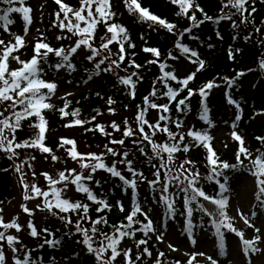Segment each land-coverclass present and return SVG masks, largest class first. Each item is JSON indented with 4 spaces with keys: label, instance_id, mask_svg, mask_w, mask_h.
Returning a JSON list of instances; mask_svg holds the SVG:
<instances>
[{
    "label": "trees",
    "instance_id": "1",
    "mask_svg": "<svg viewBox=\"0 0 264 264\" xmlns=\"http://www.w3.org/2000/svg\"><path fill=\"white\" fill-rule=\"evenodd\" d=\"M167 1L168 2H166V0H141V4L143 8L148 9L152 14L176 24L177 27L173 30V33L175 34L168 32L167 29L159 24L152 22L149 23V21L142 20L139 13H130L124 0H112V11L116 13V16L113 21H110V23L114 22L126 27L130 42L134 44L135 47H128V42H125L124 62L120 65L119 69L105 72L106 76L103 78V81L100 83L96 91L83 93L73 99L66 100L60 104H55L53 109H48V112L45 115L47 121V139L45 146L50 147L53 150L52 154L59 157V160L54 161L52 159V154L43 153L41 149L36 148L18 149V159H9L8 154L0 152V208L5 211V205L13 198L16 189L15 181L17 179L20 180L21 173L16 171V165H22V172L24 173H27L24 169L25 167L30 168L28 163H23V160H28L32 166L37 163V167L33 168L38 169V171L43 170L46 164L51 165L54 170L60 168L63 169L65 166L78 160L71 158L66 150L71 149V145H69V147H61L62 141L58 136L64 135L66 130L76 131L74 137L67 136L66 134L64 137L67 139H75L78 143L80 152L81 148L83 149L86 147L89 154H103L105 157V163L109 166L119 161L122 158L123 153L127 151L129 153L128 159L133 161V165H136L135 167H137L138 172L143 173L144 179L141 180L137 177V182L139 184H147L151 176L159 167L160 161L158 159H149L153 154L151 146L148 145L147 141L143 144L134 143V141H139L141 139L138 132L137 135L132 137H125L123 135L126 128L125 121H127L130 126L133 125L134 120H136L138 115V111L145 106V97H149L150 100L157 104L170 105V111L168 113H164L161 109L149 108L146 113V119L149 123L155 124L159 122L162 128L167 126L169 130L174 133H183L185 135L184 144L193 145L187 153L179 151L174 154V164L172 165L173 173L177 171L179 164L183 163L185 160H191L195 165L193 171H199L200 173V182L197 186L202 188L210 196L215 197L219 192L215 180L208 179V177L212 175V168L209 162L210 153L203 144L197 145L191 137H188V131L198 130L206 132L211 138L209 143L217 153L219 160L221 162H227L233 166L225 171V175L229 178L228 183L236 175L241 174L243 172L242 167L249 165L250 162L241 155L240 160H243V165L241 166L237 159V145L233 142H227L226 139L222 142V147L219 149L215 148V134L218 133L220 129H225L226 131L231 129L237 130V133L248 142L246 147L252 153V158L253 156L258 155L259 152H264V142L257 139L258 137H264V68L261 67V62L264 61V0H249V4L246 5L248 13H245L244 15L247 16L249 21L254 20V24L240 23L241 16L235 15L232 21H205L198 28L193 27L192 25V32L184 34L180 42L186 46H194L195 43H193L192 38L195 37L198 43L205 47L203 52H206L209 45L215 47L216 51H211L208 55L209 58H212L213 60L212 64L209 66L204 65V68L196 74L193 82L189 83L188 87L195 90L197 95L191 97V100L188 101L189 108L182 112L176 110L177 104L175 101L170 102L168 98L163 95L167 89L163 87V81L160 80L162 73L159 68V63L167 61L170 67L165 69V71L174 70V75H176V77L179 76L176 71L177 63L182 59L184 60L185 55H180L179 50L175 48L177 34L182 32L185 28H188L190 23L187 17L177 15V12L180 11L178 5L172 4L171 0ZM63 2L72 6L74 9H79V7H81V0H64ZM195 2L203 9V13L213 17L214 20L221 16V14L230 11L235 12V9L223 8V4L226 3L227 0H195ZM14 6L19 7L18 4ZM252 8L255 9L254 13L252 12ZM93 11H95V6H93ZM192 11H195V9L193 8L190 10L189 15H191ZM57 12H61L59 5L53 1L45 0L43 5L44 30L34 33V38L26 42L22 49L17 52V55L20 56L21 59L24 61H30V59L33 58L35 55L34 48L38 42V38L43 37V42H47L57 49L64 47L66 50L70 46L75 45L80 39L78 35L74 36L72 33L68 32L66 28L63 31L61 30L56 18ZM203 13L199 11L195 12L198 21L204 18ZM249 13L251 14L249 15ZM84 14L87 15L86 12ZM69 15L71 16V14ZM9 18L13 21V23L9 25L12 28L15 27L18 33H21L23 31L22 25L24 24L22 14L13 13ZM60 19H64L63 12H61ZM233 21L237 22V28L232 27ZM66 23L67 21H65V24ZM73 23H75V20H73ZM34 25L31 26L32 30H34ZM84 25L85 24L82 23L81 27H84ZM256 27L261 29L260 33L255 32ZM61 36H67L69 38L58 39V37ZM105 36L110 38L111 34L107 33L106 26L103 23H100L95 30L94 46L99 47L101 44V37ZM217 37H219V39ZM103 42H107V40ZM13 43H15L14 38ZM145 47L158 49L160 52L159 58H157L152 52H145L143 50ZM110 48L112 53H116L119 49V45L114 44L111 45ZM229 48L232 51L231 61H228V55L226 53V50ZM44 51L45 50H41L42 53ZM169 52H172L173 55L178 57V59H169ZM90 54L89 50L82 46L80 54L73 58V64L77 69L85 71L86 73H96V63H98L103 56L109 55V53L106 51L102 52L101 56H98L93 61L87 59ZM112 58L118 59L115 55H113ZM58 60L59 58L56 57L54 53L49 54L47 57V63L45 64L42 62L41 67L44 68L45 72H52L54 69L49 68V65H55ZM133 60L136 64L141 65V68L136 69L135 67H128ZM153 60H157L158 62L150 64L149 61ZM110 63L111 60L106 61L105 64L101 65V69L107 68ZM125 68H127V71H124ZM132 72L138 73L137 76L133 77L135 78L136 85L134 98L127 93H119L113 89L114 86L120 82V77H126ZM240 72H244L245 75L237 80L235 86L231 88L228 87L225 78L236 79ZM103 73L104 71H99L100 75ZM213 81L221 85V87L213 88L208 95L206 103L209 109V120L211 121V124H208L200 119L203 109V98L200 97L198 93L202 87ZM168 83L169 86L174 89L181 87V85L171 79L168 80ZM154 86L157 90L158 98L151 97L150 95ZM225 88L230 89L231 98L236 101L239 108L226 101L225 96L223 95V89ZM187 96L188 89L185 88L183 91L179 92L176 101L184 99ZM109 97L115 101L111 106L108 104ZM69 101L70 107L67 109L69 113L76 109H80V120L91 121L95 118V122L85 123L83 126H80L75 125L76 117L71 115L63 117L60 109L64 108L66 102ZM110 107L115 109V114L110 112ZM100 113L103 114L101 115ZM160 115L168 116L170 117V120L168 122L160 121ZM238 115L240 117L239 120L236 119ZM177 120L182 122L181 128L175 126V121ZM36 122L38 121L35 117L31 118V120H25L22 122V128L16 133L18 142H22L29 138H36L38 129L29 127L30 123ZM113 122H116L120 126V131H115L111 127ZM69 123L74 124L77 128L74 126L67 127ZM97 125H105L106 131L112 133V135L106 137L101 134L99 130L89 131V129L95 128ZM71 128L74 129L71 130ZM145 132H148L149 135H151V131L147 125L145 126ZM113 139H124L125 144L123 146L119 144H111L110 140ZM153 139L158 143H171V141H167L166 134L160 131L157 132ZM105 145L112 147L120 152L121 155L112 156L111 154H108ZM140 147L145 148V151L148 153L147 156L139 151ZM181 147H183V145H181ZM82 153L83 152H81V154ZM31 156H35V160H31ZM164 158L165 160L167 159L166 153L164 154ZM144 166L145 168L143 169ZM185 167L189 168L192 167V165H185ZM117 169L127 178H132L124 165L117 164ZM79 171H81V169ZM96 173L100 175L101 178L99 184L101 183L107 186L109 190L108 193L114 198L115 202L110 211L105 209L103 212H97L96 209L98 206L94 203H90L88 215L92 220L101 217L106 218L108 224L104 225L102 223L101 225H97V228L99 231L107 232L111 235L114 230L111 227L112 225L118 226L121 223L127 224V217L133 209V206L131 207L129 201L132 196V189L123 185L119 178L111 176V174L106 171L98 170ZM160 179L163 182L167 179L164 169H161ZM219 179L221 182L224 181L223 177H220ZM171 188L173 190L172 193H176L174 197L176 201L175 216L181 220L183 217L187 216L184 194L182 192H177V189L173 186ZM224 195L228 198L229 190L224 193ZM149 196L155 199L156 202L160 200V193L156 188L155 190L151 188ZM120 199H126L129 201L128 204L130 206L122 214L117 215L116 201ZM198 199L199 203L203 204L210 212L216 211L215 205H212L209 201L203 200V198ZM77 201L89 203L85 194ZM192 207L197 209L195 204H193ZM54 211L58 210L54 209ZM63 215L71 216L73 223L70 225L66 224L64 220L60 218ZM52 217L54 220L53 223L44 226V228L49 229L53 233L51 239L59 240L60 244L66 249L65 258L72 259L76 256L81 258V264H93V262L96 261L95 255L90 254L82 242L78 243V241H82V236L75 230V222L78 219L77 214L72 212L68 214L61 213L57 216L52 215ZM136 219L145 222L143 216L139 214ZM231 223L234 224L232 219ZM82 227H88L90 229L92 225L88 220H85ZM135 227L138 229L140 225L137 224ZM200 230L201 232L212 233L219 241V237L216 235L215 229L210 223V217L202 212L200 213ZM222 231L224 233V246L226 247L231 238L232 231H229L227 228L222 229ZM46 238L49 239L50 237L46 235ZM99 238L98 232L97 239ZM141 239H146L148 243L137 247V243ZM37 240L41 243L44 242V239L41 237L37 238ZM45 247H36L34 251H30V253L34 259L39 261V264H43L48 260L49 264H53L56 258L53 256V253L49 254ZM145 247L151 251V257L144 252ZM225 247L223 254H221L223 258L225 256ZM128 249H131L133 264H158V261H161V252L164 253L162 264H196V262L193 261H181L176 257L167 256L161 246L151 237L150 233L145 237L141 231H137L134 238L129 236L124 237L118 245V251L121 252V255L117 257L114 264H126V259L123 253ZM108 255H111L110 250ZM137 257L141 258L137 259Z\"/></svg>",
    "mask_w": 264,
    "mask_h": 264
},
{
    "label": "snow or ice",
    "instance_id": "2",
    "mask_svg": "<svg viewBox=\"0 0 264 264\" xmlns=\"http://www.w3.org/2000/svg\"><path fill=\"white\" fill-rule=\"evenodd\" d=\"M57 5H59L61 12L64 14V19L61 20V12L56 13V18L58 26L63 31L65 28L68 32L72 33L74 36H79L80 39L75 43V46H70L67 50L64 47L54 48L47 42H43L44 38H38V42L35 45L34 52L35 55L30 61H22L19 56H12L14 51H18L19 48L24 46V37L19 35H14L15 43L9 41L5 43L4 40H0V46H2V54H0V152H4L8 154L9 159H18L19 153L18 149H29L36 148L41 149L43 153L52 154L53 150L45 146V133H46V125L47 121L45 116L42 114V111L45 109H53L55 106L48 101L55 94L57 90V83L52 81H47L43 78L45 71L44 68L41 67L42 62L47 63V57L49 54L54 53L56 57L59 58L58 62L55 65H49V68L54 69L59 72L60 69H66L68 71H75V65L71 62V57L77 53V51L82 47H86L91 53L87 59L89 61L95 60L98 56H101L102 52H108L109 55L103 56L96 63L95 68L97 70V74L102 70L104 72H110L114 69H119L120 65L124 62L125 59V42H128V47H135L134 44L130 42V38L127 33L128 30L126 27L114 23L116 13L112 11L113 4L112 0H81V7L79 9H74L72 6L63 2V0H55ZM125 5L128 8L130 13H139V16L144 21H150L159 24L163 28L167 29L168 32L173 33V30L176 29V24L168 22L165 19L158 17L157 15L152 14L148 9L143 8L139 3V0H124ZM171 3L174 5H178L180 11L177 12L178 16H185L191 22L193 27H199L205 21H214L220 22L222 20H233L235 15H240L241 20L240 23L248 24L253 23V21H249L247 16L244 15L248 13V8L246 5L249 4V0H227L226 3L223 4V8L225 9H235V12H228L225 14H221L218 18L214 20L213 17L208 16L206 13H203V9L195 2V0H171ZM19 4L20 6H14ZM25 0H0V22H3L5 27V31H8L7 25L13 23L10 20V15L13 13L22 14L23 21L25 24H31V16L30 13L32 9L30 7L24 6ZM93 6H95V11H93ZM192 11L191 15H189L190 10ZM199 11L203 13L204 18L202 20H197L195 12ZM87 13L85 15L84 13ZM252 12H255V9L252 8ZM71 14V16L69 15ZM251 13H249L250 15ZM75 20V23H73ZM65 21L67 23L65 24ZM85 24V27H81V24ZM103 23L106 26L107 33H111V37H101V44L99 47L94 46L95 41V30L98 24ZM233 28H237V22L233 21ZM261 29L259 27L255 28L256 33H260ZM192 28H186L182 32H180V39L177 40L175 44V48L179 50L180 55H186L187 59L194 64H198L196 69L197 72L204 68L205 61L200 59L198 53L195 49L189 48L185 44L181 43L180 40L183 38L185 33H191ZM175 34V33H173ZM25 35H27V28H25ZM218 35V34H217ZM67 36L58 37V39H67ZM107 40V42H103ZM116 42L119 45V49L116 53H112L110 45ZM211 47V45H209ZM41 50H45L43 53ZM145 52H152L157 58L160 56V52L158 49L145 47L143 49ZM115 55L118 59H113L112 56ZM230 58L232 56L231 52L229 53ZM14 59L17 63L21 64L22 67L19 69L11 70L9 67V58ZM196 59H192V58ZM168 58L172 60L178 59L177 56L173 55L172 52L168 53ZM111 60V63L107 68L101 69V65L105 64L106 61ZM157 60L149 61V63H157ZM128 67H135L136 69L141 68V65L136 64L133 60ZM167 61L163 63H159V68L162 73L160 80L163 81V87L167 89L166 92L163 93L164 96L168 98L170 102L175 101L177 104L176 110L179 112L185 111L189 108L188 101L191 100L192 96L197 95V92L192 88H189V82L194 80L196 76V72L190 73L184 79H177L176 75H174L173 71H165V69L169 68ZM261 67L264 68V61L261 62ZM127 71V68L124 69ZM137 72H132L130 75L126 77H120V83L125 86H129L132 89L131 95L135 96V82L133 77L137 76ZM245 75L244 72L238 73L236 79H226L228 87H233L237 84V80L240 77ZM175 80L180 88L174 89L169 86L168 80ZM221 85L213 82H209L206 86L202 87L199 91L200 97L203 98V109L200 119L205 123L211 124L209 120V109L207 107V98L210 93V90L213 88H219ZM185 88L188 89V96L184 99H179L176 101V97L179 92L183 91ZM47 90L44 92L43 90ZM68 95H71L69 93ZM151 97H157V90L155 86L153 87V91L150 94ZM158 98V97H157ZM62 99H66V97H62ZM11 102V103H8ZM230 104L236 105L239 108V105L236 104V101L229 97ZM115 103L111 97L108 98V104L111 106ZM68 107H70V101L66 102L65 107L60 109L62 116L67 117L69 115L76 117L75 125L83 126L85 123H94L95 118L91 121H82L79 119L81 115L80 109H76L75 111L69 113L67 111ZM161 109L164 113H168L170 111L169 104H157L156 102L149 99V97H145V106L141 108L137 117L136 123L138 126V134L141 139L139 141H134L137 144H143L147 141L148 145L151 146L152 157L149 159H158L160 161L159 167L156 169L154 176L156 177L154 180L150 181V185L155 190V186L159 184L161 169L165 170V176L167 177L166 181L163 184V188L160 195V201L164 203L167 208L169 216H175V195L176 193H169V187L173 186L177 189V192H182L184 194V203L187 209V229L189 235L192 234V229L194 225L192 224V213L193 207L195 204L197 209L200 210L203 214L210 217V223L212 227L215 229L216 235L219 237V247L221 254L224 252V233L222 229L227 228L229 231L235 232L237 236L241 238L243 244V250L246 254L256 253L261 251L257 245L261 241V236L256 235L252 240L244 239L243 232L238 231L233 227L231 223V218L227 215L226 207H227V197L224 195L228 189V177L225 175V171L229 170L233 166L228 164L227 162H221L217 153L212 149L209 144L210 137L206 132L198 131V130H190L187 132V136L191 137L192 140L197 144H203L208 152L210 153L209 162L212 168V175L208 177L210 180H215V183L218 185L219 192L217 196L213 197L208 195L202 188L197 185L200 182V173L199 171H193L195 165L191 160H185L183 163L179 164V167L175 173L172 171V165L174 164V154L183 151L187 153L190 151L193 145L184 144L185 135L180 132H172L169 130L167 126L161 127L159 122L152 124L146 119V113L148 109ZM110 112L115 114V109L110 107ZM7 114V115H6ZM101 115L103 113H100ZM32 117H35L38 122L30 123V128H36L39 130L36 138H29L22 142H18L17 139V131L22 128V122L25 120H31ZM237 120L240 119L239 115L236 117ZM160 121L168 122L170 117L165 115L159 116ZM72 123H69L67 127L75 126ZM125 131L123 135L125 137H132L137 135V131H134L132 127L125 121ZM150 129L151 135L148 132H145V126ZM175 126L177 128L182 127V122L177 120L175 121ZM111 127L115 131H120V126L113 122ZM99 130L101 134L104 136H111L112 133L106 131L105 125H97L95 128L89 129V131ZM163 132L167 136V141L164 143H158L153 138L157 134V132ZM232 136L236 141H239L240 148L237 155V159L240 165H243V160H240V156L242 155L245 159L250 162V174L256 177L258 192L256 194V199L260 207L264 208V152H259L256 155L255 159L252 158V153L244 147V141L240 135H238L235 131L232 132ZM178 137V139H177ZM258 140L264 142V137H258ZM111 144H119L123 146L125 144L124 139L120 140H110ZM66 145H72L71 149H66L71 158L77 159L81 161L80 163V172H77L76 169L61 171L58 173V179H54L49 173H42L45 178L48 180V190H42L36 183H32L31 185L25 181V176L27 173L22 172V165H16V171L21 173L20 179L24 188V199H38L43 198L42 205H37V208L41 211H46L53 216H57L59 214H68L70 212L76 213L78 216L77 221L75 222V230L78 234L82 236V241H78V243L82 242L87 248L90 254H94L99 264H114L117 260V257L121 255V252L118 251V245L124 239V237H135L137 231L143 232L144 236L147 237L149 233L157 231L153 226V221L149 218L147 212H145L140 202H136L133 206V210L130 212L127 217V224L121 223L118 226L112 225L111 227L114 229L112 234L109 235L107 232L99 231L97 225L108 224L106 218L101 217L95 220H92L88 215L89 213V204L82 203L80 201L73 202L70 198H63L62 193L68 188L69 184L75 185L76 191L83 193L86 195V199L88 201L93 202L98 205L96 211L103 212L105 209L111 210V205L102 198L97 197V195L92 191V189L88 186L87 182H91L94 178L95 173L98 170H103L111 174L113 177L119 178V180L123 183V185L130 187L132 191L135 193L137 191V177L141 180L144 179L143 173L138 172L137 169L133 167V161L128 159L129 153L125 151L123 153L122 158L113 163L111 166L105 163V157L103 154L97 155L95 153L88 154L87 156L82 155L76 151V142L70 139H63L61 143V147ZM183 145V147H181ZM106 152L111 154L112 156H120V152L116 151L112 147L105 145ZM139 151L147 156L148 153L145 151L144 147H140ZM259 151V150H258ZM167 154V159L165 160L164 154ZM31 160H35V156L30 157ZM52 159L59 160V157L52 154ZM24 163H28V166L31 168L32 165L25 160ZM117 164H122L125 166L126 170L131 174V179L127 178L122 174L120 170L117 169ZM185 165H192V167L186 168ZM87 171V175L85 174ZM67 172V174H66ZM33 177H35V172L33 171ZM220 177L224 178V181L221 182ZM98 183V182H97ZM63 185L62 188H58L57 185ZM29 189H31V194H29ZM51 197V198H50ZM198 198H203L205 201H209L212 205L216 206L215 212H210L207 208L204 207L203 204L199 203ZM23 211L27 213L29 216H33L35 213L33 210L29 209L27 205H22ZM120 211H124L123 204L119 205ZM58 210V211H54ZM3 209L0 208V213H3ZM139 215L144 217V221H140L136 219ZM66 224H72V218L68 215H63L60 217ZM245 220V223H248L247 218L242 217ZM19 217H15L12 222L5 223L4 218L0 215V228L4 231H0V264H8V257L4 251V246L8 247L12 253L11 264H39V261L34 259L29 251L25 250V247L22 244V241L18 236L7 234L8 230L15 229L17 233L22 231V226L18 223ZM85 220H88L92 227L89 229L88 227H82V224ZM140 225L137 229L135 226ZM251 226V225H249ZM27 227L30 230V235L33 238L46 234L48 237L53 236V233L47 229L38 230L35 224L30 220L28 222ZM257 233L260 232V229H255ZM99 232V239H97V233ZM162 236H157V240H161ZM148 241L146 239H141L137 243V247L140 245H146ZM44 244H47L51 247H56L60 244V241L57 239H44ZM16 245H20L17 247ZM98 245V246H96ZM169 247H172L169 245ZM109 250L111 255L109 256ZM144 252L147 253L149 257L152 256L151 251L147 247L144 248ZM22 254V257H21ZM126 264H133L131 257V249H128L124 253ZM199 255H204L203 253H199ZM164 253H160L161 261H158V264H162V258ZM141 257H137L140 259ZM195 257L193 256V259ZM208 260L211 261V264H217V261L212 259V257H207Z\"/></svg>",
    "mask_w": 264,
    "mask_h": 264
},
{
    "label": "rangeland",
    "instance_id": "3",
    "mask_svg": "<svg viewBox=\"0 0 264 264\" xmlns=\"http://www.w3.org/2000/svg\"><path fill=\"white\" fill-rule=\"evenodd\" d=\"M41 1V0H39ZM35 16L39 18L40 16V7L39 4H36L34 7ZM43 27L42 21L38 22L37 29H41ZM69 74L65 70L60 71L54 78L45 79L47 81H52L57 83L58 87L55 94L48 101L53 104L55 102L62 101V97L71 98L75 97L82 91L91 90L96 83L92 79L86 80L83 84H78L75 81L67 82ZM98 83V82H97ZM71 93V95H68ZM134 131L138 132V126L134 122L132 127ZM67 135L69 133H66ZM231 135L228 136L227 142H231ZM226 135H221L217 140L216 147L221 145L222 139H225ZM83 152H89L86 148L83 149ZM25 159V158H24ZM29 162V161H28ZM24 163V160H23ZM80 163H71L66 169H61L59 171H53L51 165H45L43 169L49 171V174L54 178L58 179V173L61 171L76 169L77 172H80ZM37 164V163H36ZM33 165L31 168L25 167V171L28 173L25 176V181L28 184L36 183L42 190H48V180L44 175L39 174L38 169L33 168L37 167ZM42 164V163H40ZM39 164V166H40ZM33 171L35 172V177H33ZM87 172V171H85ZM67 174V172H66ZM87 175V174H86ZM155 179V178H154ZM153 179V180H154ZM15 182L16 189L13 194V198L10 202H7L5 205V211L2 213L5 223L12 222L15 217H19L18 223L22 226V231L19 233L16 232L15 229L8 230L7 234L16 235L22 241V244L25 249L33 248L36 245V242L33 240V237L30 235V230L27 227L28 222L31 220L35 226L39 229L45 222H48V217L43 214L41 210L37 208V205H42L43 198L38 199H30L25 200L24 194L21 191L24 190L22 182ZM160 189L163 188V183L157 184ZM22 186V187H21ZM21 187V188H20ZM58 188H62L63 185H57ZM172 187V186H171ZM21 190H20V189ZM231 201L229 208L231 213L237 220L238 227L242 230L244 234V239L252 240L256 235L261 236V241L257 245L261 249L256 253L246 254L243 250V244L240 237H233L230 246H229V258L226 264H264V208L260 207L256 194L258 192L257 180L256 177L247 176V177H239L234 179L231 184ZM138 193L140 195L138 202H141V199L147 193L146 187H140L138 189ZM29 194H31V189H29ZM78 193L73 187L72 184H69L68 188L62 193L63 198H70L74 200L77 197ZM51 198V197H50ZM22 205H27V207L34 211L33 216H29L27 213L23 211ZM144 211L148 213L149 218L153 221L154 228L157 231L152 232L153 235L162 236V239L159 240L164 250L171 256H177L180 259H188L194 255H197L199 259L206 263H211L207 257H212V259H216L215 253V241L209 236L205 235L199 237L196 224L198 223V214L194 213L191 217L192 224L194 225L192 229V234L189 235L187 224L182 223L178 224L174 218H169V221L164 217L165 213L168 212L166 206L164 208L160 204H150L145 205L143 207ZM168 215V214H167ZM171 217V216H169ZM247 218L248 223H245V220L242 218ZM251 225V226H249ZM260 229V232L257 233L255 229ZM0 231H4L0 228ZM171 245L172 247H169ZM20 247V245H16ZM4 251L8 257V264H11L12 253L10 249L5 245ZM199 253H203L204 255H199ZM61 253L58 252V256ZM80 261L73 260H61L60 264H79Z\"/></svg>",
    "mask_w": 264,
    "mask_h": 264
}]
</instances>
